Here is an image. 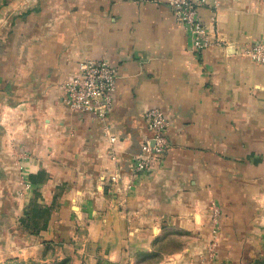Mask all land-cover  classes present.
Segmentation results:
<instances>
[{
	"label": "crops",
	"instance_id": "1",
	"mask_svg": "<svg viewBox=\"0 0 264 264\" xmlns=\"http://www.w3.org/2000/svg\"><path fill=\"white\" fill-rule=\"evenodd\" d=\"M5 1L0 264H264V65L244 55L264 43V2L202 10L225 43L200 54L168 0ZM88 59L118 69L107 122L65 101ZM154 108L171 149L136 178Z\"/></svg>",
	"mask_w": 264,
	"mask_h": 264
},
{
	"label": "built area",
	"instance_id": "2",
	"mask_svg": "<svg viewBox=\"0 0 264 264\" xmlns=\"http://www.w3.org/2000/svg\"><path fill=\"white\" fill-rule=\"evenodd\" d=\"M176 20L189 32L192 46L198 53L205 52L214 45H224L225 41L215 36L201 16L204 9L218 10L221 0H168ZM262 2L264 0H257ZM249 50V49H248ZM245 55H249V51ZM253 59L264 65V43L251 51ZM117 67L107 60L88 59L80 64L79 73L72 79L65 80L62 89L69 108L82 113H89L96 120L107 122L115 105L118 80ZM150 130L142 145V153L132 161L133 177L139 178L156 169L171 149L168 131L171 121L160 109H150L145 114ZM110 141H117L111 136ZM118 182L115 179L114 183ZM220 208L214 205V223L219 222Z\"/></svg>",
	"mask_w": 264,
	"mask_h": 264
},
{
	"label": "rangeland",
	"instance_id": "3",
	"mask_svg": "<svg viewBox=\"0 0 264 264\" xmlns=\"http://www.w3.org/2000/svg\"><path fill=\"white\" fill-rule=\"evenodd\" d=\"M6 3V1L5 0H0V8L2 7V6H4L3 5V3ZM262 2H264V1H262ZM254 47H261V41H259V40H257V41H255V42H253L252 44H250V46L247 48V50L250 52L249 53V55L247 54V55H245V56H247V57H249L250 59H252L253 61H256V62H258L257 60H255V59H253V57L251 56V51L254 49ZM245 53V52H244ZM258 63H260V62H258ZM261 64V63H260ZM219 207V206H218ZM220 208V217H219V222L217 223V224H215L214 223V205L212 206V209H213V212H212V224H213V226H214V239H216L217 237H218V234H219V226H220V219H221V216H222V210H221V207H219ZM210 255H213V256H215L214 254H215V248L213 247V246H210ZM58 254H60V253H58ZM207 258H208V260H206V261H204V263L203 264H210V259H209V255L207 256ZM211 258V257H210ZM77 264V263H76Z\"/></svg>",
	"mask_w": 264,
	"mask_h": 264
},
{
	"label": "trees",
	"instance_id": "4",
	"mask_svg": "<svg viewBox=\"0 0 264 264\" xmlns=\"http://www.w3.org/2000/svg\"><path fill=\"white\" fill-rule=\"evenodd\" d=\"M3 264H76V263H73L72 259L69 257L61 261H52V262H38V261L24 262L17 259H11Z\"/></svg>",
	"mask_w": 264,
	"mask_h": 264
}]
</instances>
